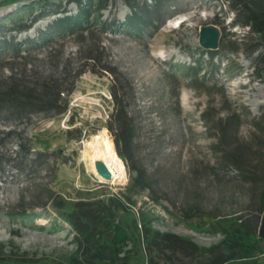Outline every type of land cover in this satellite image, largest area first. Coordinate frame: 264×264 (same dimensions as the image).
I'll return each instance as SVG.
<instances>
[{"label": "rangeland", "instance_id": "374dc122", "mask_svg": "<svg viewBox=\"0 0 264 264\" xmlns=\"http://www.w3.org/2000/svg\"><path fill=\"white\" fill-rule=\"evenodd\" d=\"M245 20L227 0H0V87L59 92L55 106L0 113V264H91L94 244L75 229L88 208L123 229L127 264H264L263 241L227 246L209 227L239 219L252 233L258 222V190L218 162L224 127L225 144L264 166V36ZM204 26L217 30L216 50L199 47ZM111 90L131 128L115 184L82 154L100 132L115 152ZM129 166L146 189L131 187ZM46 191L47 206H32ZM151 232L188 242L167 248Z\"/></svg>", "mask_w": 264, "mask_h": 264}, {"label": "trees", "instance_id": "16d2710c", "mask_svg": "<svg viewBox=\"0 0 264 264\" xmlns=\"http://www.w3.org/2000/svg\"><path fill=\"white\" fill-rule=\"evenodd\" d=\"M230 1L233 5L240 9L241 14L246 18L245 22L241 24L242 28H247L251 32H254L258 35L264 36V0H227ZM237 26V25H236ZM113 83L116 85L118 82ZM44 94L38 95L33 91L29 90L28 93H24L16 84L11 87L3 88L0 87V113L4 111L5 108H19L20 106H32L35 105V102H44V106H55V97H58V91L52 93L49 89L42 87ZM47 89V90H46ZM54 92V91H53ZM118 91L111 90V97L113 99V114H111V124L107 129L113 134L114 137L117 136V140L113 138V143L115 147L116 155L125 163L129 160L128 153H122L117 145L118 141H125L128 134L131 132L129 120L126 118V112L123 108V105L120 99L116 96ZM29 94V95H28ZM51 106V107H52ZM263 114V113H262ZM264 115V114H263ZM263 115H261L263 117ZM237 117L232 114L227 116L223 123L225 127L227 123L233 122ZM238 127V126H237ZM234 130V132L237 130ZM255 129H259L257 125L254 126ZM224 127L221 129L220 133V144H224L226 149L220 151V157L218 162L220 164H228L237 173L241 176L242 181L250 184L256 190H258V222L255 225L254 231L252 233L248 232L245 225L242 223H236V220L232 219L234 227L232 231L228 230V227L223 222L218 219L211 220L213 223L209 224V227L214 228L216 231H219L225 241H229L227 246H236L239 247L242 242L249 239L250 237H255L260 241L264 242V166L258 163L255 159H249L252 153L248 148L242 147L240 145L228 144L224 142ZM261 132L264 133V128L261 129ZM21 148H19L20 150ZM29 148L21 149L26 154H29L31 151ZM33 160L40 161L39 165L43 166L48 165L46 157L42 153L31 152ZM30 153V154H31ZM248 155V156H247ZM254 158V156H252ZM41 168V167H40ZM129 169L135 173L134 178L131 182L132 188H141L146 189L148 184L146 182L144 172L140 171L138 168L129 166ZM40 170V169H39ZM51 192L46 191L44 193V201L38 199L35 204L32 206H40L44 208L47 206L51 200ZM88 206H92L88 205ZM81 221L77 224L75 228L79 235L83 237L85 243L92 241L94 250L92 253H89V258L91 259V264H127L128 257L122 251L123 246L126 244L128 237L124 233L123 229L112 224L109 220L106 219L96 208H88L83 212L81 216ZM88 217L94 222L93 226L87 228L83 221L88 219ZM146 231V230H145ZM147 232V231H146ZM149 233V232H148ZM103 235H106V238L103 239ZM145 239L148 238V242L167 245V248H179L180 244H186L188 241L184 238L176 237L167 233L151 232L149 237L146 233L143 234ZM91 244V248L92 245ZM123 254L122 256H119ZM89 262V260H87Z\"/></svg>", "mask_w": 264, "mask_h": 264}, {"label": "bare ground", "instance_id": "6f19581e", "mask_svg": "<svg viewBox=\"0 0 264 264\" xmlns=\"http://www.w3.org/2000/svg\"><path fill=\"white\" fill-rule=\"evenodd\" d=\"M84 146L85 150L82 153L83 158L85 157L86 160H88L92 171L95 173L94 163L99 161L105 165L111 175V179L109 181H104L95 173L94 175H96L99 182L115 184V182L121 181L125 167L123 168V165L116 156V152H114L109 139L103 132L92 136Z\"/></svg>", "mask_w": 264, "mask_h": 264}, {"label": "water", "instance_id": "95a60500", "mask_svg": "<svg viewBox=\"0 0 264 264\" xmlns=\"http://www.w3.org/2000/svg\"><path fill=\"white\" fill-rule=\"evenodd\" d=\"M218 32L213 26L199 28L198 45L204 50L213 51L217 48ZM94 171L104 181H109L111 175L105 165L99 161L94 163Z\"/></svg>", "mask_w": 264, "mask_h": 264}]
</instances>
